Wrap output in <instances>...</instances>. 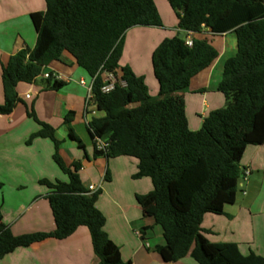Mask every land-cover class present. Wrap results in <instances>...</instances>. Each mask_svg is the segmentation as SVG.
Listing matches in <instances>:
<instances>
[{
    "label": "trees",
    "instance_id": "1",
    "mask_svg": "<svg viewBox=\"0 0 264 264\" xmlns=\"http://www.w3.org/2000/svg\"><path fill=\"white\" fill-rule=\"evenodd\" d=\"M45 2L44 11L30 14L37 33L35 46L19 50L2 66L0 114L11 113L20 101L19 82L31 83L51 61L64 52L71 54L92 78V102L105 113L87 123L93 140L108 142L104 151L95 146L94 154L133 157L137 160L133 178L148 177L152 182V191L138 199L143 207L154 204V221L165 239L155 247L160 258L174 262L190 254L198 264H264V256L252 250L243 254L235 242L209 241L201 226L207 213L223 214L224 205L235 201L246 147L264 145V0H169L178 35L183 36L165 37L151 54L156 96L150 95L144 76L120 63L130 28L163 26L154 0ZM203 27L213 34L234 31L237 50L225 61L217 87L226 104L210 111L199 129L191 130L184 98L176 93L185 91L191 78L218 57L206 39L193 38L191 46L186 44L187 34ZM108 73L121 82L102 92ZM47 82L53 90L64 85L51 76ZM73 114L65 117L67 124ZM28 116L40 127L27 143L49 138L54 144L52 158L68 180H40L48 188L53 231L14 235L0 213V260L16 248L47 238L63 239L86 226L97 264H127L96 206L101 190L89 193L80 179L81 161L67 164L55 129L37 120L32 111Z\"/></svg>",
    "mask_w": 264,
    "mask_h": 264
},
{
    "label": "crops",
    "instance_id": "2",
    "mask_svg": "<svg viewBox=\"0 0 264 264\" xmlns=\"http://www.w3.org/2000/svg\"><path fill=\"white\" fill-rule=\"evenodd\" d=\"M154 1L163 26L130 28L125 35L120 61L144 77L145 70L153 72L149 62L155 47L165 37L178 35L180 31L169 0H164L165 16L160 11L158 0ZM45 9V0H0V104L4 101L2 66L19 50L35 46L37 33L30 14ZM187 36L206 39L219 52L209 67L191 78L185 91L176 93L184 98L189 128L197 130L210 111L226 104L217 87L223 78L224 63L235 55L237 44L234 31L213 34L209 28L203 27ZM42 71L50 73L53 80L62 81L64 85L57 90L49 89L47 78L42 76L31 83L19 82L16 90L20 101L11 113L0 114L2 222L14 235L55 229L46 198L48 188L40 180L67 181L68 178L52 158L54 144L49 138L38 137L27 143L29 136L40 127L34 118L28 116V111H32L37 120L55 129V135L61 141L59 151L66 163L81 161L79 175L83 186L88 189L89 185H94L101 190L96 206L105 216V230L119 246L124 262L198 264L190 254L174 262H165L156 252V245L165 244V239L161 226L154 221V204L143 207L139 203L138 196L151 192L153 186L148 177L133 178L137 160L130 156L108 158L94 154V140L87 123L105 113L93 102L86 104L87 85L92 80L86 70L71 54L64 52L59 60L51 61ZM150 86L149 92L157 94L156 79H152ZM26 93L30 94L29 98L25 97ZM70 111L74 114L67 124L65 117ZM70 128L80 142L72 136ZM240 165L244 172L249 170L250 173L247 179H243L244 173L240 178L239 195L236 194L233 203L224 205L223 214L207 213L204 216L202 234L213 242L209 238L214 231L211 228L213 223L226 218V242L237 243L243 254L252 250L264 256V145H248ZM207 221L210 224L206 226ZM98 261L89 229L80 226L66 238H47L28 247L16 248L5 255L0 264H97Z\"/></svg>",
    "mask_w": 264,
    "mask_h": 264
},
{
    "label": "built area",
    "instance_id": "3",
    "mask_svg": "<svg viewBox=\"0 0 264 264\" xmlns=\"http://www.w3.org/2000/svg\"><path fill=\"white\" fill-rule=\"evenodd\" d=\"M186 44L188 46H191L192 45V39H191V37H189V36L186 37ZM39 76H42V77H45V78H49L51 76V74L48 73V72H43L42 71L39 74ZM112 76H113L112 73H108L107 74V78L105 80V84L101 87V91L102 92H109L110 90H112L114 88V85L116 83V79H112ZM80 82L81 83H85L82 80ZM92 82L93 81L91 80L90 84L87 85L88 92H87L86 104H89L90 102H92V97H93V95H92ZM25 97L26 98H29L30 97V94L29 93H26L25 94ZM94 143H95L96 149L97 150H100V151H104L106 149V147L108 146V142L102 140L101 138H96L94 140ZM249 173H250L249 170H245L244 175H243V179H247ZM98 189L99 188L95 187L94 185H89L87 190L90 193V192L96 191Z\"/></svg>",
    "mask_w": 264,
    "mask_h": 264
},
{
    "label": "rangeland",
    "instance_id": "4",
    "mask_svg": "<svg viewBox=\"0 0 264 264\" xmlns=\"http://www.w3.org/2000/svg\"><path fill=\"white\" fill-rule=\"evenodd\" d=\"M166 2V1H165ZM158 4H159V8H160V11L162 12V14H164V16H165V10H164V6L166 7V3H164V0H158ZM166 9V8H165ZM125 41V40H124ZM129 52V51H128ZM146 52V51H145ZM130 53V52H129ZM129 53H127V55H129ZM145 55H146V53H145ZM143 62H145V66H146V63H147V61H146V59L143 61ZM149 64L151 65L150 66V68H152V64H151V59H150V62H149ZM145 72V74H146V77H144V78H146L145 79V82H147L146 84H147V86H150L151 85V81H152V79H155V77H154V74H153V72L152 73H148V71H144ZM143 76V75H142ZM152 76V77H151ZM112 79H116V81H119V82H121L120 80H119V78L116 76V75H114L113 74V76H112ZM147 80V81H146ZM151 87V86H150ZM150 95H152V96H156L157 94H153V93H151L150 92ZM58 169V168H57ZM66 177V176H65ZM67 178V177H66ZM239 190H238V192H237V195H239ZM222 219H224V220H221V221H218V220H216L214 223H213V227H211V228H213L214 229V231H213V233H211V235H209V238L211 239V240H214L213 242H226V218H222ZM208 224H210L208 221L206 222V226L208 225Z\"/></svg>",
    "mask_w": 264,
    "mask_h": 264
},
{
    "label": "water",
    "instance_id": "5",
    "mask_svg": "<svg viewBox=\"0 0 264 264\" xmlns=\"http://www.w3.org/2000/svg\"><path fill=\"white\" fill-rule=\"evenodd\" d=\"M178 37H179V38H182V34H179Z\"/></svg>",
    "mask_w": 264,
    "mask_h": 264
}]
</instances>
